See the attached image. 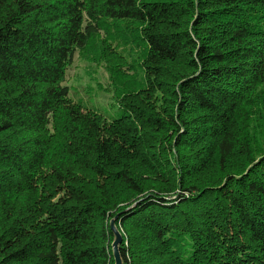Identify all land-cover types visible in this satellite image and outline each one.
<instances>
[{"label":"trees","instance_id":"1","mask_svg":"<svg viewBox=\"0 0 264 264\" xmlns=\"http://www.w3.org/2000/svg\"><path fill=\"white\" fill-rule=\"evenodd\" d=\"M93 39L134 42L160 104L73 100ZM263 85L264 0H0V264H114V218L122 264H264V154L197 183L248 146Z\"/></svg>","mask_w":264,"mask_h":264},{"label":"rangeland","instance_id":"2","mask_svg":"<svg viewBox=\"0 0 264 264\" xmlns=\"http://www.w3.org/2000/svg\"><path fill=\"white\" fill-rule=\"evenodd\" d=\"M118 39H120L118 37ZM117 41L115 43L103 42L100 43L97 39H93L91 44H88L83 51H76L73 67L68 71V85L71 90L69 95L74 99L81 100L82 103H86L91 110L99 112L103 116H113L118 111L115 104L118 86L123 85L125 92H128L134 97L138 91L132 88L141 86L143 80H139L140 74L137 73L134 79H128L132 76L133 72L131 68L137 67L144 60L139 47L134 42ZM102 44V45H101ZM120 53L125 61H121L119 56L112 54L113 52ZM127 66L130 67L127 69ZM122 70V72H120ZM123 73V74H121ZM136 79V81H134ZM261 88V89H260ZM257 91L256 103L251 110L254 115L250 119V124L246 129V137L248 146L245 148L240 147L238 152L231 156L225 168L221 171L219 169H210L204 174L198 177L197 183L201 186L207 185L209 182H217L221 180L222 176L226 173H232L235 171H241L246 169L250 158H261L264 154V85ZM121 90V89H120ZM118 90V92H120ZM131 92V93H130ZM138 102L144 105L160 104L162 95L155 91L148 98L145 96L138 98ZM136 98L135 102L136 103ZM114 104V105H112ZM139 104V103H138ZM146 107V106H142ZM171 159V156L169 157ZM261 160V159H260ZM168 172V171H166ZM164 172V173H166ZM137 181L139 180L138 172L136 173ZM146 175L150 176V173L145 171ZM102 179H98L101 182ZM153 184L151 180H147L145 186ZM155 186V185H154ZM117 189V197L124 198L129 193L120 186H116L111 182L108 184V190ZM112 220V219H111ZM110 222V221H109ZM115 224V221H114ZM116 225V224H115ZM119 231L121 238L122 233Z\"/></svg>","mask_w":264,"mask_h":264},{"label":"water","instance_id":"3","mask_svg":"<svg viewBox=\"0 0 264 264\" xmlns=\"http://www.w3.org/2000/svg\"><path fill=\"white\" fill-rule=\"evenodd\" d=\"M115 218L110 220L109 227L111 232L113 233V241L111 243V251H112V257L114 264H122V260L119 253V245L121 243V235L119 231L116 229V226L114 224Z\"/></svg>","mask_w":264,"mask_h":264}]
</instances>
